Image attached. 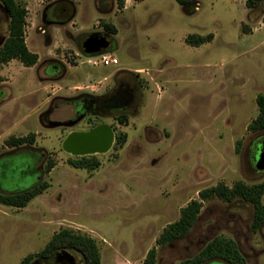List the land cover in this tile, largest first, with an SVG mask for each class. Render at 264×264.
Segmentation results:
<instances>
[{
    "label": "rangeland",
    "instance_id": "1",
    "mask_svg": "<svg viewBox=\"0 0 264 264\" xmlns=\"http://www.w3.org/2000/svg\"><path fill=\"white\" fill-rule=\"evenodd\" d=\"M15 1L26 8L24 40L38 62L0 66V99L10 100L0 102V153L7 150V138L33 133L32 147L46 160L41 173L33 157H11L0 162V177L8 178L9 189L27 190L39 181L47 189L22 209L0 204V264H19L62 228L90 236L101 264H142L161 231L198 200L200 191L264 181V171L255 166L264 131L247 130L258 115L256 97L264 96V0L254 9H247L245 0H198L187 6L125 0L122 10L116 0H67L75 11L64 25L42 22L45 6L57 0ZM6 23H0L1 35ZM103 24L116 29L107 51L118 61L114 66L88 63L92 57L79 50L87 35L103 32ZM208 34L209 43H185L188 35ZM116 75L136 100L125 126L103 120L112 126V150L67 154L61 142L70 130L46 127L40 115L65 98L114 91ZM72 112L62 106L52 119ZM85 129V122L73 128ZM118 133L126 136L122 147L115 143ZM80 158L99 167L88 172L69 166ZM48 163L54 165L46 173ZM251 220V207L240 200L205 201L184 238L156 247L155 264H180L218 235L237 244L246 264H264V224L252 233ZM69 255L83 264L79 255ZM66 262L61 253L33 264Z\"/></svg>",
    "mask_w": 264,
    "mask_h": 264
},
{
    "label": "trees",
    "instance_id": "2",
    "mask_svg": "<svg viewBox=\"0 0 264 264\" xmlns=\"http://www.w3.org/2000/svg\"><path fill=\"white\" fill-rule=\"evenodd\" d=\"M125 0H116L119 10L124 7ZM141 2L142 0H133ZM198 0H175L180 6L193 5ZM261 0H245L247 9H254L260 4ZM1 5L9 16L8 37L0 48V66L16 60L24 67H33L38 62V55L31 52L24 40L25 19L27 15L26 8L15 0H0ZM264 23V18L262 19ZM103 31L108 35H115L116 29L103 24ZM213 39L212 34L206 36L188 35L185 43L191 47H198L209 43ZM81 54H83L81 52ZM84 55V54H83ZM2 79L0 78V82ZM258 108L257 117L250 122L247 130L250 132L264 131V96L256 97ZM120 125L127 124V118L117 119ZM35 134L30 133L23 137H9L4 141V146L8 148L21 147L23 145H33ZM126 141L125 134L118 133L115 136V143L122 147ZM69 166L74 169L86 170L88 172L96 171L99 163L91 161L90 158H80L70 160ZM53 163H48L45 167L46 173H49ZM47 189V184L40 182L38 185L14 194L0 193V204L7 207L22 209L38 195H41ZM264 195V181L252 185L243 182H236L231 187L224 184L204 189L198 193V200L190 201L180 210L179 218L168 224L155 240V247L151 248L142 264H155L157 248L164 247L173 242L184 238L194 226L202 203L211 199H218L224 203H232L240 200L248 204L252 209V220L250 229L252 233H257L264 224V205L262 197ZM61 253H70L79 255L83 264H101L99 249L95 241L88 235L75 232L69 228H62L54 233L46 245L39 252L29 253L19 264H33L37 261L49 262L55 260V257ZM213 261H221L225 264H246L245 258L238 250L237 244L229 238L218 235L209 240L204 247L192 258L183 260L180 264H208Z\"/></svg>",
    "mask_w": 264,
    "mask_h": 264
},
{
    "label": "flooded vegetation",
    "instance_id": "3",
    "mask_svg": "<svg viewBox=\"0 0 264 264\" xmlns=\"http://www.w3.org/2000/svg\"><path fill=\"white\" fill-rule=\"evenodd\" d=\"M74 11L75 9L70 1L57 0L45 6V8L42 11V22L46 25H51V24L64 25L69 21L70 18L74 16ZM51 16L55 17L56 20L51 21L49 19V17ZM5 22H7L5 25L6 34L4 35L0 34V48L3 46L5 40L8 37V23H9V16L0 3V23L5 24ZM92 34L99 35L98 37L101 38L103 42H105V48L107 50L112 47V40L110 39L109 35L106 34L104 31L92 33ZM88 36L89 35H87L86 38ZM86 38L84 39V41L86 40ZM79 50L80 52H82V49H79ZM51 68L53 69L54 66H51ZM56 72L57 71H55V74ZM44 74H46V72ZM117 76L118 75L115 76V80H114L115 86H116L114 91H113V88H111L110 90L102 94H84V95H80L79 97H75V98L74 97L65 98L62 100V102L59 105L55 107L53 106L48 107L47 110H45L40 115L42 117V122H43L42 124H44V126L47 127L52 122H59V123H63L64 125V126H61V128H66L70 130L67 132V134L65 135V137L63 138L61 142L62 150L64 152L70 155L91 156V155L105 154V153H108L110 150H112L114 138H112L108 147L103 152H96L97 150L96 148L95 149H92V148L84 149L83 148L84 145H80V144L76 145L75 144L76 142L74 141L71 142V139L72 137H79V136L88 134L92 130L98 127H102V126L108 127L113 134L112 126L106 124L103 120L112 119L119 126V123L117 121L118 118L123 117V118H127L128 120V117L132 115L131 107L135 103V100H136L135 95L130 94L131 89L129 88L128 84L124 82L123 80L118 81V79H116ZM2 82L3 80L0 82V85H2ZM1 90L2 88H0V93H1ZM62 106H67V107L72 108L73 109L72 115L69 118H66L63 120L52 119L53 112H55L56 110H59V108H61ZM93 119L97 121L94 122ZM81 122H85L87 129L73 130V128L77 127V125L80 124ZM6 148H7L6 151L0 153V162L6 161L5 164H7V160L11 157L27 155V156L33 157V159L35 160V164L37 166L36 169L40 171L41 173L43 172L42 171L43 163L46 160L45 154L43 152H40V151L38 152V150L34 149L32 145H23L21 147H12V148L6 147ZM261 148H264V142L260 144L258 150L260 151ZM35 180L36 181L40 180L39 172L36 175ZM6 181H8V178L3 179L2 177H0V193L14 194L20 191H25V190L17 191L15 189L7 188ZM60 264H63V263H60Z\"/></svg>",
    "mask_w": 264,
    "mask_h": 264
},
{
    "label": "water",
    "instance_id": "4",
    "mask_svg": "<svg viewBox=\"0 0 264 264\" xmlns=\"http://www.w3.org/2000/svg\"><path fill=\"white\" fill-rule=\"evenodd\" d=\"M97 34L89 35L82 45V53L88 57H95L97 55L107 53V49L105 48V42L98 37ZM40 123H42V117H39ZM64 126L63 123L52 122L47 127H58ZM113 138V134L108 127H98L92 130L90 133L79 136L72 137L71 142H76L75 144L84 145V149H97L96 152H103L109 145ZM103 142V143H102ZM69 143V142H68ZM83 150V149H82ZM95 151V150H93ZM257 170L264 171V148H261L255 164ZM64 255L65 260L67 261L64 264H78L76 259L69 255V253H62Z\"/></svg>",
    "mask_w": 264,
    "mask_h": 264
},
{
    "label": "built area",
    "instance_id": "5",
    "mask_svg": "<svg viewBox=\"0 0 264 264\" xmlns=\"http://www.w3.org/2000/svg\"><path fill=\"white\" fill-rule=\"evenodd\" d=\"M97 59V60H94ZM88 63H92L93 65H101V66H114L117 65L118 61L116 58L112 57L108 52L105 54L97 55L92 57V60H88Z\"/></svg>",
    "mask_w": 264,
    "mask_h": 264
},
{
    "label": "crops",
    "instance_id": "6",
    "mask_svg": "<svg viewBox=\"0 0 264 264\" xmlns=\"http://www.w3.org/2000/svg\"><path fill=\"white\" fill-rule=\"evenodd\" d=\"M28 47V46H27ZM2 95V93H0V96ZM6 97V96H5ZM5 97H1V99H0V102L4 105V104H6V105H8L9 104V102H10V100H8V99H6ZM55 98H57V96H52V99H55ZM43 249V248H42Z\"/></svg>",
    "mask_w": 264,
    "mask_h": 264
}]
</instances>
